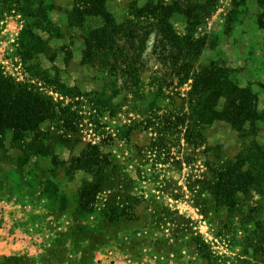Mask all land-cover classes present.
<instances>
[{"label": "rangeland", "instance_id": "1", "mask_svg": "<svg viewBox=\"0 0 264 264\" xmlns=\"http://www.w3.org/2000/svg\"><path fill=\"white\" fill-rule=\"evenodd\" d=\"M0 2V65L18 80H25L21 41L29 23L30 32L25 37L30 40L35 35L47 42L55 60L51 62L42 54V65L58 69L66 86L60 93L49 94L63 100V106L72 104L73 115L68 119L78 129L68 132L73 143L63 146L44 140L45 147L49 144L54 148L44 156L31 150L29 160L16 146L7 144L0 149V209L6 212L11 208L19 222L26 223L27 231L43 237L31 242L33 246L44 248L51 240L56 242L50 257L43 253L31 258L41 257L44 264L51 257L97 264L98 259L117 251L140 264H264V195L253 193L243 198V205L233 211L213 208L204 212V201L211 207V197L192 185L196 180L193 176L201 173L202 162L195 166L174 164L191 154L184 141L179 142L177 135L170 137L174 140L171 154L160 157L162 162L166 160L164 164L157 163L158 157L149 152L154 136L150 131H134L127 141L111 142L109 134L119 132V115L111 114L109 104L101 113L90 112L94 92L103 90L104 77L83 64V51L85 37L102 19L86 17L83 27L74 26L70 20L74 0ZM150 5L159 12L163 6L172 7L178 32H184L188 20L197 19L194 35L207 36L200 63L224 61L241 86L253 87L264 112V0H107L117 23L134 19L136 12ZM36 47L41 49L40 44ZM69 95H74L73 100ZM62 125L47 122L41 130H52L59 136L66 133ZM39 135L33 133L31 145L40 140ZM207 135L210 143L223 142L232 155L240 151L239 139L226 124L217 123ZM37 136L39 140L32 142ZM77 138L82 144L75 145ZM91 140L107 141L103 151L110 155L116 170L103 192L94 196L89 211L82 212L78 200L91 176L73 171L72 159ZM258 140L264 144V128ZM90 235H97L98 240L107 238V242L96 247L89 241ZM75 241L76 246H71ZM24 257L22 262L9 264H35Z\"/></svg>", "mask_w": 264, "mask_h": 264}, {"label": "trees", "instance_id": "2", "mask_svg": "<svg viewBox=\"0 0 264 264\" xmlns=\"http://www.w3.org/2000/svg\"><path fill=\"white\" fill-rule=\"evenodd\" d=\"M74 1L70 13L74 26L83 27L86 17L102 19L101 25L85 37L82 61L104 77L103 90L94 92L90 112L101 113L109 104L111 114L119 115V132L109 134L110 141H127L134 131H150L154 136L149 152L158 157L159 163L161 156L171 154L174 140L170 137L177 135L179 142L184 141L192 151L190 156L183 161L176 159L174 164L195 166L202 162L201 173L193 176L196 180L192 185L194 189L202 188L201 194L207 191L211 197V207L204 201V212L213 208L233 211L243 205V198L248 199L253 193L264 195V144L258 140L264 128V112L260 110L259 96L252 86H241L224 61L200 63L207 48V36L194 35L199 21L188 20L184 32H178L172 20V7L163 6L159 12L158 7L150 5L136 12L134 19L117 23L107 0ZM28 26L29 23L22 32L24 50L20 56L25 80H18L0 65V149H5L7 144L16 146L27 160L31 158L28 155L31 150H35L36 156H44L54 148L49 144L45 147L44 140L67 146L74 139L68 132L78 131L68 119L72 104L63 106V100H55L49 94L66 88L58 69L42 65V54L51 62L55 56L44 40L35 35L30 36V40L27 38ZM261 28L264 29L262 23ZM32 42L36 44L28 49ZM38 44L41 49L36 47ZM167 100L171 102L166 103ZM170 106L173 108L169 109ZM47 122L56 125L62 122L66 133L56 136L51 130L52 137L49 136L48 131L41 130ZM217 123L228 125L229 131L236 134L241 145L237 155L230 154L228 146L221 141L216 144L208 141L207 134ZM33 133H39L40 140L37 136L32 142L39 141L31 145ZM9 135L12 138L9 139ZM106 142L91 140L72 159L73 171L82 170L91 176L78 200L81 211H89L94 196L103 192L116 170L110 155L103 151ZM74 143L82 144V140L75 139ZM89 241L100 247L107 238L98 240L97 235H90ZM55 243L53 241L44 253L48 257ZM76 244L75 241L71 246ZM68 251L72 254V249ZM92 257L96 259L95 255ZM24 258L3 257L0 264L22 262ZM28 258L35 264L38 261L44 264L41 257ZM51 258L45 264L70 260L82 264L77 258L63 261Z\"/></svg>", "mask_w": 264, "mask_h": 264}, {"label": "crops", "instance_id": "3", "mask_svg": "<svg viewBox=\"0 0 264 264\" xmlns=\"http://www.w3.org/2000/svg\"><path fill=\"white\" fill-rule=\"evenodd\" d=\"M4 212V213H3ZM23 222L22 220H20ZM28 227L25 224H21L15 211L9 209V211H3L0 209V260L5 256H25L28 257L41 255L46 253V247H50L53 240L48 242L44 248L40 246H33L31 242L39 239L43 240V237L39 234H32L27 231ZM40 264V263H37ZM48 264H75L73 261H64L63 263H48ZM97 264H140L135 261L129 254H121L117 251H112L105 258L97 260ZM145 264V263H141Z\"/></svg>", "mask_w": 264, "mask_h": 264}]
</instances>
